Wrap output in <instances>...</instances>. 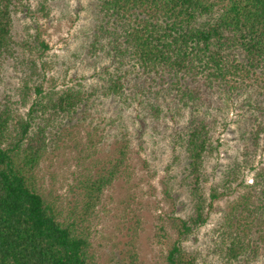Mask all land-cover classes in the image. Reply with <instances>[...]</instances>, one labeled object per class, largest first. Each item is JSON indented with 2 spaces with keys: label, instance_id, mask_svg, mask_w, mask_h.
<instances>
[{
  "label": "trees",
  "instance_id": "1",
  "mask_svg": "<svg viewBox=\"0 0 264 264\" xmlns=\"http://www.w3.org/2000/svg\"><path fill=\"white\" fill-rule=\"evenodd\" d=\"M96 8L91 46L112 60L102 71L103 96L136 101L157 118L158 97L144 101L140 96L148 97L152 82L169 78L184 105L192 101L194 107L179 136L190 211L182 215L173 209L168 215L176 238L165 264H198V252L189 251L185 242L208 223L217 200L245 187L246 168L255 171L253 182L224 212L216 251L226 264L248 259L251 249L257 254V241H264V166L249 164L246 147L243 162L232 164L209 195L204 182L207 157L218 150L208 117L216 96L225 98L222 110L228 102H240L249 112L242 138L251 151L264 132V0H97ZM23 10L31 12L29 0H0V75L5 60L15 54L14 14ZM39 10L47 11L45 3ZM36 30L32 44L23 45L43 57L50 46L40 27ZM25 88L26 113L16 112L10 96L0 101V264H95L92 218L105 190L127 166L130 139H123L112 158L92 162L96 171L79 180L75 204L65 205L44 191L38 169L52 135L58 137L96 92L35 83L31 98L28 83Z\"/></svg>",
  "mask_w": 264,
  "mask_h": 264
},
{
  "label": "rangeland",
  "instance_id": "2",
  "mask_svg": "<svg viewBox=\"0 0 264 264\" xmlns=\"http://www.w3.org/2000/svg\"><path fill=\"white\" fill-rule=\"evenodd\" d=\"M42 2L46 12L39 10ZM96 2L29 0L31 12L23 10L14 14L15 54L5 60L2 68L0 101L10 96L16 101V112L24 114L29 107L22 104L25 83L31 88V98L35 83H42L45 89L82 86L88 93L95 91L93 99L83 105L77 116L61 127L59 136L52 135L38 169L40 183L52 197L73 205L79 195V180L96 171L92 162L112 158L123 139H130L127 166L105 190L92 218L95 264H165L168 245L176 238L168 215L173 209L182 215L190 211L188 189L182 182L186 157L179 136L194 107L192 101L184 105L174 89L175 82L169 78L152 82L148 87L150 92L146 93L148 97L140 96L144 101L158 97L161 113L157 118L136 101L103 96L102 71L112 60L106 52H95L91 46L94 22L99 17ZM37 27L50 46L43 57L23 45L31 43ZM34 47L30 49L35 51ZM215 100L208 117L218 150L208 155L205 164L207 195L213 186L222 184L232 164L243 162L246 147L250 148L249 164L264 166V132L258 147L251 151V143L242 138L244 113L249 112L239 107L240 102H228L222 110L225 98L218 95ZM224 123H228L226 129ZM244 173L245 187L235 183L236 192L217 200L208 223L185 242L189 251L198 252V264H226L216 251L219 226L229 203L246 192L247 185L253 182L255 171L246 168ZM257 244V254L251 249L248 259L243 257L231 264H264V241Z\"/></svg>",
  "mask_w": 264,
  "mask_h": 264
}]
</instances>
